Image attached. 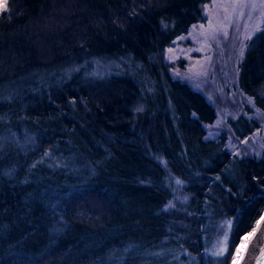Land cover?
<instances>
[{
  "label": "trees",
  "instance_id": "16d2710c",
  "mask_svg": "<svg viewBox=\"0 0 264 264\" xmlns=\"http://www.w3.org/2000/svg\"><path fill=\"white\" fill-rule=\"evenodd\" d=\"M210 1H6L0 264H229L264 210V149L208 136L215 106L165 56ZM238 82L264 120V27ZM228 124L239 138L258 126ZM218 211L231 219L224 260L205 252Z\"/></svg>",
  "mask_w": 264,
  "mask_h": 264
},
{
  "label": "rangeland",
  "instance_id": "374dc122",
  "mask_svg": "<svg viewBox=\"0 0 264 264\" xmlns=\"http://www.w3.org/2000/svg\"><path fill=\"white\" fill-rule=\"evenodd\" d=\"M6 1L0 0V10ZM204 14L206 19L193 24L187 34L167 47L165 56L174 64L173 76L202 91L215 106L217 117L207 125L208 136L226 131L230 150L257 156L264 149L263 114L240 88L238 74L248 41L264 27V0H211L204 5ZM240 114L258 122L257 128L242 138L235 136L228 124L229 118ZM211 220L205 252L213 260H224L230 253L231 219L218 211ZM247 236L245 233L240 240ZM220 248L225 249L224 254L214 255Z\"/></svg>",
  "mask_w": 264,
  "mask_h": 264
},
{
  "label": "water",
  "instance_id": "95a60500",
  "mask_svg": "<svg viewBox=\"0 0 264 264\" xmlns=\"http://www.w3.org/2000/svg\"><path fill=\"white\" fill-rule=\"evenodd\" d=\"M237 264H264V210L258 217Z\"/></svg>",
  "mask_w": 264,
  "mask_h": 264
},
{
  "label": "bare ground",
  "instance_id": "6f19581e",
  "mask_svg": "<svg viewBox=\"0 0 264 264\" xmlns=\"http://www.w3.org/2000/svg\"><path fill=\"white\" fill-rule=\"evenodd\" d=\"M246 241H247V237H243L240 240V242L237 244L234 257L232 258V264H237L238 259L244 250Z\"/></svg>",
  "mask_w": 264,
  "mask_h": 264
},
{
  "label": "snow or ice",
  "instance_id": "6c2138e0",
  "mask_svg": "<svg viewBox=\"0 0 264 264\" xmlns=\"http://www.w3.org/2000/svg\"><path fill=\"white\" fill-rule=\"evenodd\" d=\"M142 109H137V111H141ZM177 183H180L179 181H177ZM224 252H225V249L224 248H220V250L219 251H217V252H215L214 253V255H216V256H221V255H223L224 254Z\"/></svg>",
  "mask_w": 264,
  "mask_h": 264
}]
</instances>
